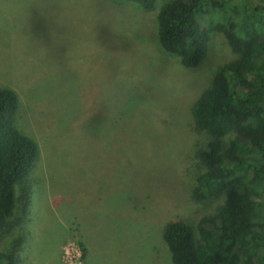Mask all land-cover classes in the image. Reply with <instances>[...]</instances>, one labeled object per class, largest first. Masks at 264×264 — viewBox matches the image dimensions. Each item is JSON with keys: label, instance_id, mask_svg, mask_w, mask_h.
Returning a JSON list of instances; mask_svg holds the SVG:
<instances>
[{"label": "rangeland", "instance_id": "374dc122", "mask_svg": "<svg viewBox=\"0 0 264 264\" xmlns=\"http://www.w3.org/2000/svg\"><path fill=\"white\" fill-rule=\"evenodd\" d=\"M163 4L0 0V87L19 95L17 127L41 150L23 264H172L165 224L219 203L191 197V109L237 56L212 33L204 62L183 68L159 42Z\"/></svg>", "mask_w": 264, "mask_h": 264}, {"label": "trees", "instance_id": "16d2710c", "mask_svg": "<svg viewBox=\"0 0 264 264\" xmlns=\"http://www.w3.org/2000/svg\"><path fill=\"white\" fill-rule=\"evenodd\" d=\"M119 1L146 10L164 2L157 16L159 42L185 69L204 62L212 33L224 34L237 56L191 109L194 131L202 137L193 157L191 197L219 203H211L213 213L196 223L178 218L165 224L172 264H264V0ZM21 113L19 95L0 87V247L17 233L0 249V264H23L31 176L41 162L37 141L17 127ZM110 177L99 179L108 183Z\"/></svg>", "mask_w": 264, "mask_h": 264}, {"label": "clouds", "instance_id": "9594fccd", "mask_svg": "<svg viewBox=\"0 0 264 264\" xmlns=\"http://www.w3.org/2000/svg\"><path fill=\"white\" fill-rule=\"evenodd\" d=\"M203 69H201V71H202Z\"/></svg>", "mask_w": 264, "mask_h": 264}]
</instances>
